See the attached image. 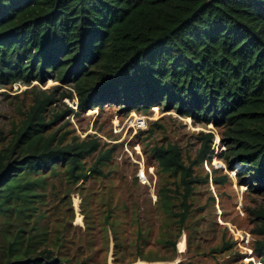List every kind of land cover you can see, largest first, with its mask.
I'll return each mask as SVG.
<instances>
[{
	"label": "trees",
	"instance_id": "1",
	"mask_svg": "<svg viewBox=\"0 0 264 264\" xmlns=\"http://www.w3.org/2000/svg\"><path fill=\"white\" fill-rule=\"evenodd\" d=\"M50 79L73 90L78 111L49 119L55 93L35 91L9 137L0 134V264H88L89 255L71 251L78 248L68 237L72 195L90 178H108L117 146L95 135L82 139L69 123L55 132L51 126L110 107L124 115L174 110L223 131L222 159L258 200L247 213L253 255L264 264V0H0V87ZM154 133L138 137H146L143 152L162 184L161 214L175 222L166 231L182 227L180 235L201 183L196 167L215 156L214 135L187 164L177 144L147 147ZM92 219L79 231L85 245Z\"/></svg>",
	"mask_w": 264,
	"mask_h": 264
},
{
	"label": "rangeland",
	"instance_id": "2",
	"mask_svg": "<svg viewBox=\"0 0 264 264\" xmlns=\"http://www.w3.org/2000/svg\"><path fill=\"white\" fill-rule=\"evenodd\" d=\"M35 91L55 93L57 101L48 106L49 119L67 108L78 111L73 90L53 79L46 83L33 82L30 87L20 83L0 87V134L9 137L11 122L22 117L21 114L32 103ZM70 92L73 99L68 97ZM134 120L144 122L145 127L134 131L130 126ZM67 123L70 124L69 130L82 139L95 135L103 143L117 146L112 162L106 167L108 178H90L84 189L73 192L75 215L68 237L72 245L75 242L78 245L77 251L71 250L75 255H89L88 264H235L240 260L260 264L253 255L251 246L254 238L247 213L258 200L240 186L237 171H230L222 159L225 150L222 130L213 124H193L190 118H184L174 110L165 112L161 108H155L147 115L135 112L124 115L119 108L113 107L103 112L88 110L62 118L51 126L52 132ZM150 128L155 133L146 143L147 147L151 143L177 144L187 164L196 160L204 137L214 135L211 150H214L215 156L196 167L201 183L190 198V213L180 235L179 228L182 227L166 231L175 222L163 218L161 214L157 192L162 184L149 154L146 156L143 152L142 141L146 137L143 136V140L138 137L141 131ZM93 159L87 158L85 162L91 164ZM226 177L228 181L225 184L215 185V179L221 181ZM166 179L172 189H176L175 179ZM91 195L92 198L89 197ZM107 201L111 206L105 203ZM109 209L113 213L111 225L105 223ZM86 218H93L90 234V237L93 234V240L87 245L82 242L79 233L81 229L82 233L86 231ZM42 223L45 224V221ZM164 239L166 242H163ZM216 248L227 250L216 254Z\"/></svg>",
	"mask_w": 264,
	"mask_h": 264
},
{
	"label": "built area",
	"instance_id": "3",
	"mask_svg": "<svg viewBox=\"0 0 264 264\" xmlns=\"http://www.w3.org/2000/svg\"><path fill=\"white\" fill-rule=\"evenodd\" d=\"M144 122L140 121V120H134L130 123L131 128H133L134 131H139L142 130L145 126H144Z\"/></svg>",
	"mask_w": 264,
	"mask_h": 264
},
{
	"label": "water",
	"instance_id": "4",
	"mask_svg": "<svg viewBox=\"0 0 264 264\" xmlns=\"http://www.w3.org/2000/svg\"><path fill=\"white\" fill-rule=\"evenodd\" d=\"M76 208V210H78V208L77 207H75Z\"/></svg>",
	"mask_w": 264,
	"mask_h": 264
}]
</instances>
